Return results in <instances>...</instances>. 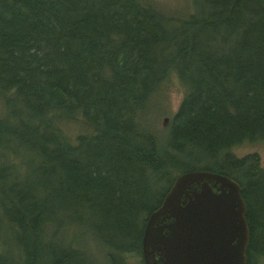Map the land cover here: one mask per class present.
Returning a JSON list of instances; mask_svg holds the SVG:
<instances>
[{
	"label": "trees",
	"instance_id": "trees-1",
	"mask_svg": "<svg viewBox=\"0 0 264 264\" xmlns=\"http://www.w3.org/2000/svg\"><path fill=\"white\" fill-rule=\"evenodd\" d=\"M191 5L175 17L148 0H0V222L13 248L0 241V264H87L83 221L111 264H143L146 216L191 169L239 183L246 263L264 257V167L232 152L264 137V0ZM170 71L184 93L159 139L142 117Z\"/></svg>",
	"mask_w": 264,
	"mask_h": 264
},
{
	"label": "water",
	"instance_id": "water-1",
	"mask_svg": "<svg viewBox=\"0 0 264 264\" xmlns=\"http://www.w3.org/2000/svg\"><path fill=\"white\" fill-rule=\"evenodd\" d=\"M172 179L143 223V264H247L249 225L239 183L204 169Z\"/></svg>",
	"mask_w": 264,
	"mask_h": 264
},
{
	"label": "rangeland",
	"instance_id": "rangeland-1",
	"mask_svg": "<svg viewBox=\"0 0 264 264\" xmlns=\"http://www.w3.org/2000/svg\"><path fill=\"white\" fill-rule=\"evenodd\" d=\"M151 4L158 7L164 14L173 15L175 17L182 16L185 12H189L191 8V0H148ZM180 81L177 79L176 73L174 71H170L168 75L162 79L156 85V88L153 92L148 95L145 111L143 114L142 123L146 125L149 130L153 131V134L162 139V137H166L169 132V122L174 114L177 106H179V102L183 95V88ZM166 119L165 122H162V119ZM78 119L70 120L68 123L63 124V128L68 134L69 137L74 138L77 133H80L84 130L82 128V124L79 123ZM232 152H235L238 156H243L245 153L256 152L259 157V163L262 167H264V137L257 139L256 141H245L242 144H237L233 146ZM0 222V241L5 242L6 247L9 250L11 246V236L9 235L6 229H4ZM4 226V225H3ZM74 229L82 228V231L78 232V236L75 240V245L80 249L79 256L82 257L87 264H111L113 259H108L104 255L106 248L103 246L101 242L98 243L94 240L93 232L88 229V224L86 221L81 222L80 224H75ZM69 234L70 233L68 231ZM67 232L63 231L61 234H58L54 237V242L56 244H65V237H67ZM58 237V238H57ZM59 239V240H58ZM142 256V255H141ZM140 256V257H141ZM111 260V262L109 261ZM124 260L128 264H140L139 255H135L132 253L127 254L124 257ZM256 264H264V257L258 259ZM120 264V263H117Z\"/></svg>",
	"mask_w": 264,
	"mask_h": 264
}]
</instances>
